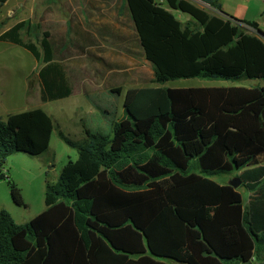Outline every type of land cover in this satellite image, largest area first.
Instances as JSON below:
<instances>
[{"label":"trees","instance_id":"16d2710c","mask_svg":"<svg viewBox=\"0 0 264 264\" xmlns=\"http://www.w3.org/2000/svg\"><path fill=\"white\" fill-rule=\"evenodd\" d=\"M8 1L0 0V9ZM199 1L212 11L189 0H125L158 86L129 90L125 117L109 135L87 132L74 141L60 131L79 158L47 184L46 210L29 223L17 224L0 208V264H244L249 253L264 262V87H163L191 79L264 81L259 24L227 15L220 0ZM32 29L18 23L0 41L41 63L42 103L72 97L51 34H43L41 51L23 39ZM240 117L252 123L249 131L237 126ZM55 129L42 109L0 120V181L8 180L19 207L25 203L7 160L42 156ZM239 173L238 189L216 180Z\"/></svg>","mask_w":264,"mask_h":264},{"label":"rangeland","instance_id":"374dc122","mask_svg":"<svg viewBox=\"0 0 264 264\" xmlns=\"http://www.w3.org/2000/svg\"><path fill=\"white\" fill-rule=\"evenodd\" d=\"M111 1L116 3L115 8L107 5ZM71 2L77 3L78 0ZM93 2L99 8L94 17L87 16L86 20L78 10L70 8L68 14L65 8L67 0H9L0 9V37L10 27L29 22L33 29L28 34L24 33L23 39L36 44L42 51L43 34H51L55 58L65 65L75 89L74 95L68 99L42 103L38 78L41 63L22 47L0 41V120L6 121L11 114L42 109L56 125L50 148L45 154L32 157L16 153L7 160V176L21 190L25 207L15 205L8 180L5 179L0 181V208L9 211L17 224H27L46 210L47 184L58 183L64 167L79 158L78 150L60 138V131L74 141L84 139L87 132L109 135L113 124L125 117L127 92L158 86L154 84L152 66L142 54L133 23L124 6L125 0ZM220 2L227 15L240 21L258 23L264 34V0ZM115 12L119 13L117 17ZM107 35L119 42L105 41ZM92 40H97L98 46L85 47ZM98 54L104 57L98 58ZM163 87L254 88L264 87V81L191 79L166 83ZM199 103L202 107L206 101L202 98ZM235 122L246 131L252 127L246 117H240ZM239 176L240 173L217 177L216 180L230 184ZM241 192L247 200L249 195L246 190L242 188ZM251 263L258 264L254 261Z\"/></svg>","mask_w":264,"mask_h":264},{"label":"crops","instance_id":"0c3cea01","mask_svg":"<svg viewBox=\"0 0 264 264\" xmlns=\"http://www.w3.org/2000/svg\"><path fill=\"white\" fill-rule=\"evenodd\" d=\"M9 2V1H8ZM7 4V3H6ZM107 5L110 7V8H115V5L116 3L114 2H108ZM125 6V9L127 10L128 12V9H127V5H126V2L124 4ZM65 8H67V11H68V14L70 12V8L73 9V11H76L78 10V13L82 14V17H83V20H86L87 19V16L90 18L94 17L96 15V12L99 8V5L97 3H94L93 0H78L77 3H73L71 2V0H67V5H65ZM119 13L115 12V16L117 17ZM129 14V12H128ZM174 14L176 15L177 18H179L180 20H184V21H188L189 18L188 17H185V15L183 14H180V15H177L176 12H174ZM90 22L92 21L91 19L89 20ZM111 23V22H109ZM17 25V24H16ZM14 25V26H16ZM14 26L10 27L8 30H6L4 33H6L7 31L11 30ZM260 27V26H259ZM133 29H134V25H133ZM135 31V30H134ZM3 33V34H4ZM2 34V35H3ZM1 35V36H2ZM105 41L107 42H112L114 40V38H112L110 35H107L105 38ZM118 43L119 41L115 40L113 41V43ZM87 45H85V47H88V46H98V42L97 40H92V41H89L86 43ZM105 46V45H104ZM113 45H110L109 47H112ZM98 58H103L104 56H102V54H98L97 55ZM73 86V85H72ZM232 88H244V87H230L228 89H232ZM207 89V88H206ZM247 89H250V88H247ZM75 91V89H74ZM74 95V94H73ZM257 131L256 129V126L254 125L252 130L250 131V133L248 132V135L249 137L253 136V134ZM254 260V254L253 253H249V254H246L244 255V264H248L249 262L253 261Z\"/></svg>","mask_w":264,"mask_h":264},{"label":"water","instance_id":"95a60500","mask_svg":"<svg viewBox=\"0 0 264 264\" xmlns=\"http://www.w3.org/2000/svg\"><path fill=\"white\" fill-rule=\"evenodd\" d=\"M261 36L264 38V35H261ZM229 185H230L231 187L235 188V189H238V188L242 185V182H241V180H239V179H235V180L232 181ZM251 264H253V263H251ZM261 264H264V262L261 263Z\"/></svg>","mask_w":264,"mask_h":264},{"label":"built area","instance_id":"2783aa9c","mask_svg":"<svg viewBox=\"0 0 264 264\" xmlns=\"http://www.w3.org/2000/svg\"><path fill=\"white\" fill-rule=\"evenodd\" d=\"M195 5H197L198 7L202 8V9H206V10H209V11H212V9L208 6V5H205L203 4L201 1L199 0H191Z\"/></svg>","mask_w":264,"mask_h":264}]
</instances>
